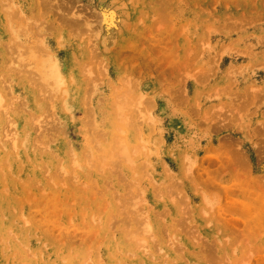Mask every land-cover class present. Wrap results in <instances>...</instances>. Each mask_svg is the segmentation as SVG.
Masks as SVG:
<instances>
[{
	"label": "rangeland",
	"instance_id": "1",
	"mask_svg": "<svg viewBox=\"0 0 264 264\" xmlns=\"http://www.w3.org/2000/svg\"><path fill=\"white\" fill-rule=\"evenodd\" d=\"M0 264H264V0H0Z\"/></svg>",
	"mask_w": 264,
	"mask_h": 264
}]
</instances>
